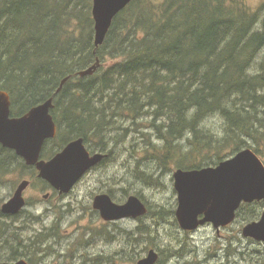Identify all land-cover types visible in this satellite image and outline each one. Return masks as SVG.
<instances>
[{
    "label": "trees",
    "instance_id": "obj_1",
    "mask_svg": "<svg viewBox=\"0 0 264 264\" xmlns=\"http://www.w3.org/2000/svg\"><path fill=\"white\" fill-rule=\"evenodd\" d=\"M71 1L0 0V90L11 95L15 114L54 97L58 136L47 141L45 156L83 137L91 151L109 157L119 139L138 130L148 136L147 160L195 169L217 165L227 151L264 135V6L253 10L244 0H133L97 49L92 3L88 0L83 16L85 9ZM74 19L76 29L70 27ZM97 57L102 65L95 74L77 75ZM215 117L222 120V132L208 125ZM18 165L28 169L0 146V171L12 166L13 172ZM136 175L147 184L157 181L147 171ZM162 212L149 209L147 215ZM0 216L29 220L24 211ZM58 228L56 223L26 236L0 220V261H42ZM147 229L142 225L129 233L133 253L147 245ZM91 232L95 238L104 230ZM104 237L114 239L108 231ZM117 255L122 253H87L79 264H117Z\"/></svg>",
    "mask_w": 264,
    "mask_h": 264
},
{
    "label": "rangeland",
    "instance_id": "obj_2",
    "mask_svg": "<svg viewBox=\"0 0 264 264\" xmlns=\"http://www.w3.org/2000/svg\"><path fill=\"white\" fill-rule=\"evenodd\" d=\"M89 1L93 3V0ZM244 1L253 10L264 6V0ZM87 2L88 0H72L69 4L72 6L78 3L81 12L85 9L83 16H86ZM78 24L79 20L74 19L70 22V27L76 29ZM109 63L111 62L109 61L107 64ZM208 125L218 132L223 130L222 120L219 117L212 118ZM137 131H131L122 139H119L117 135L116 138L119 140L113 145V153L107 160L84 175L71 192L51 196L49 200L44 199L48 189L44 188V185L30 170L23 171L20 165L15 166L16 169L13 172L9 170L12 166L1 168L0 212L1 206L10 199L22 180H30L31 185L24 192L28 199L24 215H28L27 219L29 220L21 223V218H17L16 221L15 219L7 220L1 216L0 220L8 221L13 226L24 229L22 232L26 236H32L40 230L50 228L58 223L60 234L56 240L49 242L50 245H53V248L49 250L50 255H46L45 259H41L42 261H38L40 258L37 257L35 259L36 264H79L80 256L87 253L104 256L122 253L120 256L117 255V258L115 257L117 264H137V261L145 257L150 249H155L157 252L164 251L166 256H171L170 264H182L176 260L178 256L177 247L180 242L188 243L191 247L200 249L199 256L193 257V260L191 258V263H187L201 264L206 250L212 249L214 246L213 239L216 237L214 230L205 226L206 223L205 227H201V230L195 234L194 232L192 235L183 232L176 217L178 193L174 184V172L181 166L162 167L157 166L154 161L147 160L148 156L143 153L149 144L148 136L145 138ZM151 136L153 141L161 144L156 140L155 135ZM260 138L259 141L247 140L248 145L241 150L253 149L264 162V135ZM239 151H227L228 154L223 159H229ZM209 166L216 165L210 164ZM142 170L153 174L157 181L152 184L145 183L136 175L137 171ZM41 189L42 191L39 192ZM102 193H108L117 203H124L130 195H137L148 206V211L149 209L153 212L161 210L163 211L162 215L150 216L146 214L136 219L126 218L116 222L104 221L99 211L93 208L94 197ZM29 213L39 219L29 215ZM142 225H146L148 228V233L144 238L147 245H140L136 251L140 253V258L135 261L134 258L137 254L134 252V255V247L130 246L133 243V237L129 233L131 234ZM92 228L95 229L96 234L103 230L104 232L102 235H95L93 238L91 236ZM106 231L114 236L113 240L104 237Z\"/></svg>",
    "mask_w": 264,
    "mask_h": 264
},
{
    "label": "water",
    "instance_id": "obj_3",
    "mask_svg": "<svg viewBox=\"0 0 264 264\" xmlns=\"http://www.w3.org/2000/svg\"><path fill=\"white\" fill-rule=\"evenodd\" d=\"M133 0H93L94 45L102 46L116 16ZM101 67L97 57L94 64L79 70L80 77L91 76ZM70 76L63 78L56 93H60ZM11 96L0 90V144L14 149L28 165H35L39 177L49 182L60 194L69 193L81 178L101 163L106 154H90L83 137L72 140L50 160H40L47 139L55 138L57 125L51 113L55 106L50 97L31 108L26 114L11 117ZM29 180H22L14 195L1 206L3 214H18L26 205L23 192ZM174 184L178 193L177 220L184 230H195L212 222L216 227L233 222L242 200L264 196V162L251 148L240 150L216 166L195 169L178 168L174 172ZM93 208L105 221L139 218L148 213L147 205L137 195H130L126 202L117 203L108 193L94 197ZM204 215L202 219L199 217ZM244 234L264 239V216L260 222L248 224ZM159 253L150 249L137 264H155ZM0 264H30L26 259L0 261Z\"/></svg>",
    "mask_w": 264,
    "mask_h": 264
},
{
    "label": "flooded vegetation",
    "instance_id": "obj_4",
    "mask_svg": "<svg viewBox=\"0 0 264 264\" xmlns=\"http://www.w3.org/2000/svg\"><path fill=\"white\" fill-rule=\"evenodd\" d=\"M11 101H12V98H11ZM42 102H44V101H42ZM42 102H39V103L33 105L31 108L39 105ZM31 108H29L27 111H25L23 113L17 112L15 114V112L13 111V101H12L11 117L22 116V115L26 114ZM54 108H55V106L51 109V113L54 110ZM57 136H58V126H57L56 137L51 138V139H47L45 141L41 155H40V160H50L58 152L62 151L72 141V140H70L69 142L64 144L63 148L61 150H59L58 152H53L52 154L45 156L44 150H45V146H46L47 141L48 140L49 141L55 140L57 138ZM84 141H85V139H84ZM85 145H86V142H85ZM0 146L3 147L2 144H0ZM86 147L89 150L90 154H94V153L98 152V151H96V152L91 151L87 145H86ZM3 148H6V147H3ZM7 149L15 152L14 149H11V148H7ZM15 154L17 155L16 152H15ZM106 155H107L106 158L101 163H103L105 160H107L109 158L108 154H106ZM20 158L23 161V165L28 167L27 170H30V172L33 171L34 173L33 172L32 173L35 176H37L39 182L44 185V188L46 187V189H48L47 193L44 195L45 200H49L50 197L54 196V195H63V194H60L59 191L56 190L49 182H47L46 180L39 177V171L37 170L35 165H28L22 157H20ZM101 163H99L98 165H100ZM98 165H96L95 167H97ZM95 167H93V168H95ZM93 168H91L90 170H92ZM25 180H27V179H25ZM30 185H31V181H30L29 186ZM26 189H25V191H26ZM42 189L39 190V192L42 191ZM15 190H14V192H15ZM14 192L10 196V198L14 195ZM24 192H23V196L26 200V205H25L24 209H22L18 214L10 215V216L19 215L22 211L25 210V208L28 204V199H27L26 194H24ZM263 216H264V196L261 198H255L253 200H242L238 209L236 210L235 219L233 220L232 223H230L227 226L216 227L214 225V223H212V222L207 223L205 226L212 228L214 230L216 237H215V239H213L214 246L212 247V249L206 250V254L204 256V259L201 261V264H264V239H258L256 237L247 236L244 234V229L248 224L254 223V222H260L262 220ZM203 217H204V215H201L199 218L202 219ZM113 222H116V221H113ZM203 226L204 225L198 227L195 230H191V231L184 230V229H182V230H183V232L192 235L193 232L195 234L199 230H201V227H203ZM191 237H189V238H191ZM177 248H178L177 249L178 250V252H177L178 256H177L176 260L182 264L191 263V260H193V257L199 256V254H200V249L198 247L193 248L188 243L184 244V243L180 242V244L178 245ZM158 252H159V259L155 264H170V262L172 261V259L170 258L171 256H166L164 251H158Z\"/></svg>",
    "mask_w": 264,
    "mask_h": 264
}]
</instances>
